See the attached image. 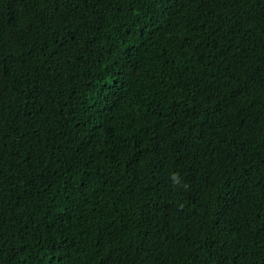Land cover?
<instances>
[{"label":"trees","instance_id":"16d2710c","mask_svg":"<svg viewBox=\"0 0 264 264\" xmlns=\"http://www.w3.org/2000/svg\"><path fill=\"white\" fill-rule=\"evenodd\" d=\"M0 264H264V0H0Z\"/></svg>","mask_w":264,"mask_h":264},{"label":"clouds","instance_id":"9594fccd","mask_svg":"<svg viewBox=\"0 0 264 264\" xmlns=\"http://www.w3.org/2000/svg\"><path fill=\"white\" fill-rule=\"evenodd\" d=\"M170 181H171V183H172L173 186L183 187L184 189H187L188 188V185L185 184V183H183L182 178L176 172L170 173Z\"/></svg>","mask_w":264,"mask_h":264}]
</instances>
